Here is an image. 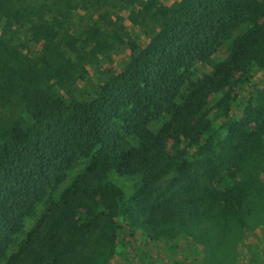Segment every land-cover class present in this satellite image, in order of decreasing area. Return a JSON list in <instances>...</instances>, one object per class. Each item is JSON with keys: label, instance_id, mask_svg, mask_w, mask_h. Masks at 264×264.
Returning <instances> with one entry per match:
<instances>
[{"label": "trees", "instance_id": "1", "mask_svg": "<svg viewBox=\"0 0 264 264\" xmlns=\"http://www.w3.org/2000/svg\"><path fill=\"white\" fill-rule=\"evenodd\" d=\"M168 1L0 0V264H69L87 241L89 224L79 214L100 202H116L127 214L129 205L155 204L174 189L179 198L154 207L152 219L195 230L211 221L229 228L225 221L237 218L252 191L264 196V145L256 144L242 162L253 175L243 179L244 167L237 165L218 188L200 187L216 169L198 157L215 147L217 129L207 118L212 97L223 93L218 106L228 105L251 67H264V0ZM110 5L127 11L132 28L154 25L156 34L143 47L125 41L126 27L118 13L111 20ZM95 6L106 9L73 33L67 26L72 12L91 13ZM241 26L246 29L228 58L215 63ZM123 44L131 50L125 69L91 100L67 103L63 94L81 69ZM164 114L168 120L154 134L149 123ZM126 135L142 142L126 149ZM172 143L184 144L175 151ZM93 149V162L9 254L24 217L47 188L62 180L76 153ZM112 175L140 178L126 201ZM168 175H175L171 184L160 186ZM89 255L74 264H90L100 254Z\"/></svg>", "mask_w": 264, "mask_h": 264}, {"label": "rangeland", "instance_id": "2", "mask_svg": "<svg viewBox=\"0 0 264 264\" xmlns=\"http://www.w3.org/2000/svg\"><path fill=\"white\" fill-rule=\"evenodd\" d=\"M12 1L16 4H33L44 0ZM145 1L141 0L142 3ZM160 1L169 3L168 0ZM105 9V6L101 8L95 6L91 13L74 10L67 26L73 33L79 35L93 19L98 20ZM106 10L111 14V20H115L116 13L120 15L128 32V36L124 37L125 41L129 39L130 42L143 47L157 32L154 25L143 29L132 28L127 20L126 10L119 11L114 7L111 11ZM245 29V26H241L227 40L219 50L218 56L214 57L215 63L228 58L234 39ZM130 59L131 50L126 44L116 45L114 50L98 56L93 64L81 69L80 76L68 89V93L63 94L65 101L70 103L91 100L102 84L125 69ZM198 67L204 71L211 70L203 65ZM231 95H234V98L231 97L226 106H218L219 99L224 96L223 93L210 100L207 118L217 129L214 136L215 147L204 156L198 157L205 158L208 167L216 170L212 171V178L202 179L201 188L224 186L237 165L244 167L240 176L248 179L252 173L242 162L256 144L264 145V67L252 66L246 85ZM167 120L168 115L164 114L151 121L148 127L155 134ZM141 142L136 136L126 135L124 147L126 149L137 147ZM183 144L172 143L169 146L175 149L181 148ZM96 155L97 149L74 155L73 162L64 172L62 180L47 188L31 213L24 217L21 229L14 236L9 254L17 251L26 235L37 227L52 204L58 202L66 189L70 188L76 178L93 162ZM261 157L260 161L264 165V155ZM174 176L162 178L160 186L170 185ZM110 180L121 189L126 201L138 187L140 178L112 175ZM259 181L264 184V170H261ZM173 195L175 199L179 198L173 189L165 193L155 204L153 201L131 204L127 214L122 213L116 202H100L94 206L91 213L80 212L79 220L89 224L87 241L76 259L69 264L79 263L81 259L87 262L90 253L100 254L94 259L100 264H264V196H255L252 191L238 212L237 218L225 221L229 228H226L223 222L211 221L207 226L198 224L196 229L192 230L186 225L180 226L175 222L167 225L152 219L154 207L163 204L164 200ZM104 254L108 256L105 257ZM93 261L90 264H96Z\"/></svg>", "mask_w": 264, "mask_h": 264}]
</instances>
